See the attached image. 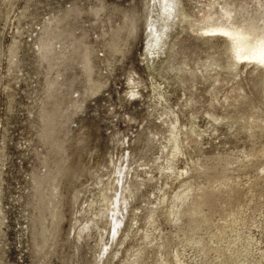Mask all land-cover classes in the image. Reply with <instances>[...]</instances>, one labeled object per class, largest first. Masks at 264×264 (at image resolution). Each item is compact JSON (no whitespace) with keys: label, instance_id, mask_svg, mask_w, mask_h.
<instances>
[{"label":"rangeland","instance_id":"1","mask_svg":"<svg viewBox=\"0 0 264 264\" xmlns=\"http://www.w3.org/2000/svg\"><path fill=\"white\" fill-rule=\"evenodd\" d=\"M159 1L0 0V264L133 263L149 210L195 174L183 155L167 168L175 115L177 127L201 131L195 155L249 147L244 133L235 139L190 111V96L197 108L207 98L203 84L192 94L169 79L165 97L155 93L147 41L150 20L159 28ZM176 1L194 19L206 2ZM176 13L166 34L189 33L181 52L191 67L207 51ZM47 112L56 123L49 138ZM245 189L237 187L240 200L264 202L259 186ZM157 208L171 253L178 239ZM245 217L240 258L264 264V203ZM248 234L260 242L249 245ZM145 261L156 264L153 255Z\"/></svg>","mask_w":264,"mask_h":264},{"label":"bare ground","instance_id":"2","mask_svg":"<svg viewBox=\"0 0 264 264\" xmlns=\"http://www.w3.org/2000/svg\"><path fill=\"white\" fill-rule=\"evenodd\" d=\"M159 2V28L154 20H150L148 35L151 38L147 41L150 55L147 68L155 93L164 98L165 84L169 79L189 88L192 94L196 91V84H203L207 98H202L203 104L197 108L200 99L190 96L187 101L190 111L205 115L210 126L221 123L235 139L238 132L244 133L249 147L195 155L202 151L196 148L201 131H196L193 125L184 127V130L177 127L175 115L171 121L173 129L167 137L172 144L167 168L172 170L174 158L183 155L186 160V169L183 170L195 174L180 181L182 183L172 198L163 196L157 206L149 210L142 243L132 250L131 264H146L149 255L154 256L156 264H189L188 259L194 264H248L251 261L247 257L240 258L248 248L242 250L239 246L246 225L245 214L252 204L260 206L264 202L253 199V194H245L242 198L246 199L240 200L237 187L245 185L246 192L253 193L257 185L260 196H264V0H206L201 16L196 19L182 6L176 13V0ZM174 12L180 15L176 21L181 22V28L194 34L192 42L205 45L207 51L191 67L182 56L185 53L181 52L191 37L189 33V37H185L181 30L179 36V31L175 30L170 38L167 37ZM181 41L184 42L182 46ZM163 45L165 51L160 49ZM86 64L88 66V61ZM49 116L47 112L48 138L56 125ZM190 143L194 155L190 153ZM258 160L259 163L255 164ZM251 167L258 168L259 173L250 172ZM198 178L203 179L199 181ZM159 204H163L164 209L161 216H165L164 221L171 225L170 236L178 239L171 253L154 217ZM247 236L249 245L251 241L260 242L251 234ZM259 252L264 257V251L259 249Z\"/></svg>","mask_w":264,"mask_h":264}]
</instances>
